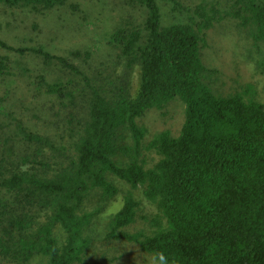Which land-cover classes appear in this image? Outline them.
<instances>
[{
    "label": "trees",
    "instance_id": "obj_1",
    "mask_svg": "<svg viewBox=\"0 0 264 264\" xmlns=\"http://www.w3.org/2000/svg\"><path fill=\"white\" fill-rule=\"evenodd\" d=\"M126 1L138 16L122 17L107 44L116 65L136 72L131 92L125 80L123 88L101 90L77 64L40 46L0 40L2 50L32 53L46 65L56 61L88 89H73L72 79L45 84L44 92L67 109L70 142H52L20 122L2 139V257L17 264H87L100 237L107 250L119 239L134 243L153 264H264V94L219 77L220 67L206 75L201 60L207 32L227 22L239 30L244 61L259 57L263 63L264 0ZM64 2L0 0V6L41 13ZM9 62L0 54V76ZM79 95L84 98L77 105ZM178 102L183 118L176 133L160 130L143 146L146 130L138 119ZM16 137L30 150L16 151ZM142 151L156 157L151 166L140 159ZM139 188L151 207L148 229L128 234L123 229L135 222L139 206L132 191ZM98 190L120 200L107 218V206L85 210ZM104 194H97V205L107 200ZM98 217L103 226L96 236Z\"/></svg>",
    "mask_w": 264,
    "mask_h": 264
},
{
    "label": "rangeland",
    "instance_id": "obj_2",
    "mask_svg": "<svg viewBox=\"0 0 264 264\" xmlns=\"http://www.w3.org/2000/svg\"><path fill=\"white\" fill-rule=\"evenodd\" d=\"M127 5L126 0H65L62 6L41 13L27 8L5 9L0 6V40L15 46H40L46 52L64 58L69 64H77L89 81L101 90L114 91L116 87L123 88L125 80L127 91L131 92L136 85V72L129 74L116 65V53L107 44L108 33L118 25L122 17L125 20L129 17L137 18V7L134 10ZM127 9L129 13L124 14ZM238 32L233 23L227 22L216 24V27L207 32V46L201 50L206 75L220 67L219 77H224L226 81L234 78L239 87L252 84L258 92L264 94V62L259 57H255L252 62L248 60L250 63L244 61L247 60V49L239 41ZM76 52L81 54L78 59L71 57V53ZM0 54L6 55L10 61L7 74L0 76V143L6 134L11 135L16 122L52 142L60 138L70 142L67 109L62 107L58 96L46 94L44 89L48 83L67 82L72 79L73 89L76 87L79 90H88L83 79L73 75L56 61L46 65L42 58L29 52L19 55L0 49ZM220 56L223 57L220 59ZM86 57L89 59L86 60ZM215 89L220 90L219 87ZM79 97L75 98L77 105L84 98L80 95ZM173 101L179 100L175 98ZM179 102L161 111L150 109L138 119L139 126L146 130L143 146L160 130L170 129L176 133L183 118V104L180 105ZM13 145L20 154L26 153V149L30 150V145L23 144L19 137L13 140ZM45 151L49 150L45 148ZM140 159H144L148 166L156 161L154 154L146 151L141 152ZM141 190L142 188L132 191L139 206L135 222L123 229L125 233L135 234L148 229L145 218L151 207ZM97 194L104 193L100 190L93 193L85 204L86 211H92L96 206L103 210L107 206L104 209L107 218L119 209L118 197L104 194L102 199L107 200L100 202V207L97 205ZM102 226V218L93 220L92 229L96 236ZM99 238L97 237L98 242L87 255V264H153L132 242L119 239L113 241V247L107 250V245L99 243ZM100 252H106L107 258L116 257L118 260L114 262L101 258ZM2 256L0 252V264H17L8 256ZM33 264H41V261Z\"/></svg>",
    "mask_w": 264,
    "mask_h": 264
},
{
    "label": "clouds",
    "instance_id": "obj_3",
    "mask_svg": "<svg viewBox=\"0 0 264 264\" xmlns=\"http://www.w3.org/2000/svg\"><path fill=\"white\" fill-rule=\"evenodd\" d=\"M163 264H167V261L165 260V261L163 262Z\"/></svg>",
    "mask_w": 264,
    "mask_h": 264
}]
</instances>
